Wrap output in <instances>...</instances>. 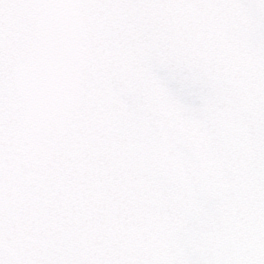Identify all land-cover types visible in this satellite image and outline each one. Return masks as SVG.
<instances>
[{
	"label": "snow or ice",
	"instance_id": "6c2138e0",
	"mask_svg": "<svg viewBox=\"0 0 264 264\" xmlns=\"http://www.w3.org/2000/svg\"><path fill=\"white\" fill-rule=\"evenodd\" d=\"M0 264H264V0H0Z\"/></svg>",
	"mask_w": 264,
	"mask_h": 264
}]
</instances>
